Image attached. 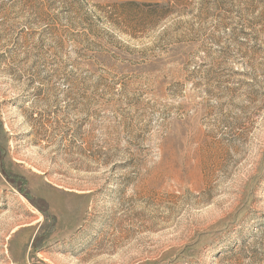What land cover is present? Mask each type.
Returning a JSON list of instances; mask_svg holds the SVG:
<instances>
[{"label": "rangeland", "instance_id": "obj_1", "mask_svg": "<svg viewBox=\"0 0 264 264\" xmlns=\"http://www.w3.org/2000/svg\"><path fill=\"white\" fill-rule=\"evenodd\" d=\"M0 264H264V0H0Z\"/></svg>", "mask_w": 264, "mask_h": 264}, {"label": "crops", "instance_id": "obj_2", "mask_svg": "<svg viewBox=\"0 0 264 264\" xmlns=\"http://www.w3.org/2000/svg\"><path fill=\"white\" fill-rule=\"evenodd\" d=\"M112 1H135V2H145V3H160L165 0H112Z\"/></svg>", "mask_w": 264, "mask_h": 264}]
</instances>
